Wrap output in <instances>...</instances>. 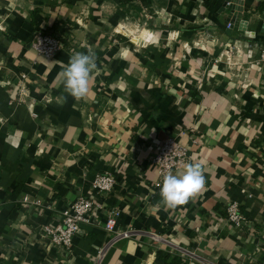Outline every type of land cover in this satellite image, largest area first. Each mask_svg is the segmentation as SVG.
Returning a JSON list of instances; mask_svg holds the SVG:
<instances>
[{
	"label": "crops",
	"instance_id": "1",
	"mask_svg": "<svg viewBox=\"0 0 264 264\" xmlns=\"http://www.w3.org/2000/svg\"><path fill=\"white\" fill-rule=\"evenodd\" d=\"M64 30L53 57L33 46ZM88 48L98 70L76 101L63 70ZM263 52L264 0H0V264H94L114 208L131 236L101 264H158L159 250L186 264H264ZM168 137L204 163L203 190L175 209L152 163ZM103 174L115 185L91 223L72 247L53 244L44 226L96 197ZM232 203L247 225L227 219Z\"/></svg>",
	"mask_w": 264,
	"mask_h": 264
},
{
	"label": "built area",
	"instance_id": "2",
	"mask_svg": "<svg viewBox=\"0 0 264 264\" xmlns=\"http://www.w3.org/2000/svg\"><path fill=\"white\" fill-rule=\"evenodd\" d=\"M230 24H228V27ZM33 46L37 52L44 57H53L64 49L60 38L51 33H38L35 36ZM264 60V52L261 54ZM26 75L23 74V79ZM264 85V70H263ZM21 92L25 91L24 82L20 86ZM22 92V93H23ZM190 162L188 149L180 144L175 138L168 137L158 147V151L152 158V163L158 173V185L162 186L165 175L174 172ZM115 185V180L110 174L98 175L92 182L93 191L96 197L80 196L73 200L61 211L60 222L56 225L44 226L45 233L50 237L51 242L56 245L73 246L75 236L80 232L83 224H90L95 212L101 206V195L110 191ZM227 219L236 226H245L249 223V218L240 210L236 203H232L226 208ZM117 209H109L108 218L104 227L109 235V241L100 247L94 258V264H101L110 246L121 238L131 236V230L118 227Z\"/></svg>",
	"mask_w": 264,
	"mask_h": 264
},
{
	"label": "clouds",
	"instance_id": "3",
	"mask_svg": "<svg viewBox=\"0 0 264 264\" xmlns=\"http://www.w3.org/2000/svg\"><path fill=\"white\" fill-rule=\"evenodd\" d=\"M96 53L86 51L73 52L63 70L64 89L76 101L86 100L90 94V75L98 70ZM204 163L193 161L185 165L183 172L165 175L160 188L162 203L166 209H175L186 205L199 194L204 187Z\"/></svg>",
	"mask_w": 264,
	"mask_h": 264
},
{
	"label": "trees",
	"instance_id": "4",
	"mask_svg": "<svg viewBox=\"0 0 264 264\" xmlns=\"http://www.w3.org/2000/svg\"><path fill=\"white\" fill-rule=\"evenodd\" d=\"M65 30L61 31L58 36L65 47L67 44L66 36H64ZM157 263L158 264H186L185 260L180 256H173L167 251L159 250L157 256Z\"/></svg>",
	"mask_w": 264,
	"mask_h": 264
},
{
	"label": "water",
	"instance_id": "5",
	"mask_svg": "<svg viewBox=\"0 0 264 264\" xmlns=\"http://www.w3.org/2000/svg\"><path fill=\"white\" fill-rule=\"evenodd\" d=\"M234 1H236V0H234ZM238 1L242 5V0H238ZM231 9L233 10V12H232V15L228 19L229 24H230L228 31H231L234 28H239L240 27L239 23L241 22V19H242V8L241 7L237 8L238 11H236L235 8H231Z\"/></svg>",
	"mask_w": 264,
	"mask_h": 264
}]
</instances>
